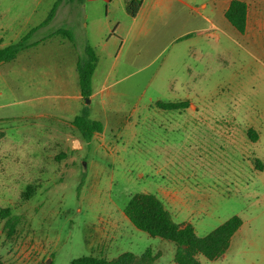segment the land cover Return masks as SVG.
<instances>
[{
  "label": "rangeland",
  "instance_id": "obj_1",
  "mask_svg": "<svg viewBox=\"0 0 264 264\" xmlns=\"http://www.w3.org/2000/svg\"><path fill=\"white\" fill-rule=\"evenodd\" d=\"M58 1L0 0V47L39 26ZM120 14L113 12L119 21ZM173 18L143 41L142 57L132 58L127 46L108 88L91 103L85 99L89 117L104 128V135L90 142L58 119L80 115L84 109L80 113L78 103L53 107L55 117L27 115L38 111L22 102L27 50L1 63L0 214L8 209L18 220L9 239L7 218L0 215V257L6 264H71L83 255L116 259L125 252L140 257L148 249L145 263L176 264L175 244L138 230L128 218L125 226L119 216L132 195L156 194L160 186L176 190L183 202L177 220L193 222L199 237L241 217L226 253L213 261L199 256L202 264H264L263 38L257 34L248 46L240 40L235 45L219 34L218 47L212 41L201 44L205 55L198 60L188 55V37L171 41L182 33L181 20ZM130 21L127 16L125 23ZM59 29L69 30L75 43L49 37ZM113 29L103 5L63 0L31 41L64 43L61 73L70 93L75 75L69 62L77 54L85 58L87 45L97 48L96 92L117 52L114 41L105 43ZM184 101L189 102L185 109L157 106ZM77 140L83 150L72 147ZM29 185L35 192L27 199ZM115 228L120 229L115 233ZM110 235L116 238L107 242Z\"/></svg>",
  "mask_w": 264,
  "mask_h": 264
},
{
  "label": "crops",
  "instance_id": "obj_2",
  "mask_svg": "<svg viewBox=\"0 0 264 264\" xmlns=\"http://www.w3.org/2000/svg\"><path fill=\"white\" fill-rule=\"evenodd\" d=\"M231 1L233 0H143L137 15L131 17L126 9V0H85L86 4L91 3L94 6L98 4L103 5L105 17L111 27L114 26V29L110 31L106 38L105 43L108 44L110 41H114L118 45L117 52L111 55L114 56V58L109 72L107 71V75L105 73L106 77L102 78V80H100L99 77L98 81L101 82V85H99L98 91L92 92L89 103L94 100L97 93H103L108 88L110 76L120 68L122 57L126 53V47L128 46L132 52V58L136 59L139 58V56L142 57L143 46H145L143 41L151 34H158L164 27L173 23V14L175 18L181 20L182 33L173 37L171 41L177 38L185 40V38L188 37L186 40L190 45L188 46V55L194 56L198 60L205 55V53L202 52L203 49L201 44L212 41L217 44L216 47H218L221 43L220 35L227 38L225 41L233 42L235 45H237L240 40L248 46L252 41H255L257 34L262 36L264 41V0H241L245 2L248 7L247 28L244 34L240 33L226 18V11ZM119 6H121V10L118 9ZM116 9L122 13L120 14V21L118 17L113 16V12ZM127 16L131 19L128 24L125 23ZM216 33H218V35ZM193 35L195 36L193 37ZM1 39L3 38L0 37V41ZM51 39L52 38H50V40L47 39L45 42L34 46L35 49L33 47L26 49V54L30 55V57H33L30 53L34 52L29 51H37L34 53L37 57L36 62L33 63L30 57H26L27 60L22 67L23 72L28 73L26 75L28 77L27 82L24 84L27 93L22 94V102L38 108L36 112L32 111L27 113L30 117H55L50 116L54 114L51 111L53 107L57 106L58 109L64 110L65 108L67 109L70 102L78 103L77 107L80 113L87 107L79 86V77L77 73L78 54L75 55V59L69 62L70 70L74 72L75 75L72 82L73 85H75V89L70 93L68 90L70 82L68 79L63 78L61 73L63 65L65 66V62L62 59V48L64 43H52L50 42ZM5 46L7 45L3 43L0 49ZM47 50H49L48 54L45 53ZM94 50L98 56V63L93 74L92 87L95 85L94 79L98 73L101 58L97 48H94ZM223 54H225V57L228 55L226 52ZM229 56H231L230 52ZM187 66L189 72H191L189 65ZM35 72H38V76L34 75ZM103 103L105 104V101H103ZM58 119L67 123L71 121L70 119H65L62 115ZM101 135H104V131L95 134L93 140ZM72 147L79 149V151L83 150L81 140H77L76 144L74 143ZM155 195L163 202L173 219L177 223H180L177 219L180 216V204H183V202L176 190L167 186H160ZM124 208L119 210V216L122 219L123 225H125L127 219ZM182 223L193 224L191 221H184ZM119 229L120 228H115V233L119 231ZM102 236L106 239V235ZM112 236L114 237L112 238ZM115 238V235H110L107 238V242H112ZM110 247L111 245H109L107 250H109Z\"/></svg>",
  "mask_w": 264,
  "mask_h": 264
},
{
  "label": "trees",
  "instance_id": "obj_3",
  "mask_svg": "<svg viewBox=\"0 0 264 264\" xmlns=\"http://www.w3.org/2000/svg\"><path fill=\"white\" fill-rule=\"evenodd\" d=\"M63 0H59L50 11L46 20L39 26L31 29L24 37L16 43L9 44L0 49V63L10 62L17 58L18 54L28 48L37 46L43 38L38 41H31L33 34L40 28L48 25L55 16L58 5ZM69 3L84 4L85 0H66ZM143 0H126V9L131 17H135L142 5ZM247 4L241 0L231 1L226 11L228 21L242 34L247 28ZM52 36H62L73 41V35L69 30L59 29L50 34ZM86 55L83 59H78L77 73L79 77V86L81 95L88 99L92 95V77L98 63V56L90 45L85 47ZM157 106L163 110H179L189 107V102H169L157 103ZM77 129L83 139L90 142L95 134L102 133L103 124L98 120L89 117L86 109L80 115L74 117L68 122ZM35 192L34 187L29 185L25 196L30 199ZM1 217L7 218L5 222V232L11 239L16 232L18 220L11 216L10 210H2ZM126 217L140 231L149 234L151 237L160 238L176 245L174 261L176 264H202L199 256L213 261L219 259L228 250L233 236L242 226V219L239 216H233L218 227L213 229L204 237H199L192 224L177 223L171 213L166 209L163 202L151 193H137L130 197L124 208ZM151 250L138 257L130 252L121 254L116 259H107L95 255H83L74 260L71 264H148L145 263L147 256H150ZM0 264L6 262L0 257Z\"/></svg>",
  "mask_w": 264,
  "mask_h": 264
},
{
  "label": "water",
  "instance_id": "obj_4",
  "mask_svg": "<svg viewBox=\"0 0 264 264\" xmlns=\"http://www.w3.org/2000/svg\"><path fill=\"white\" fill-rule=\"evenodd\" d=\"M87 102H88V103L90 102L89 99H87ZM46 264H49V262H47Z\"/></svg>",
  "mask_w": 264,
  "mask_h": 264
}]
</instances>
